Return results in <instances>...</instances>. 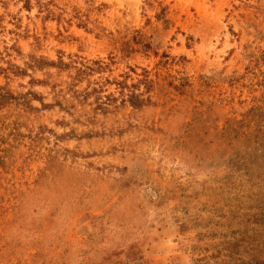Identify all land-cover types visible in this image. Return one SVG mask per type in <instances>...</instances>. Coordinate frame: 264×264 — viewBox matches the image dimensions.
I'll return each mask as SVG.
<instances>
[{"label":"rangeland","instance_id":"rangeland-1","mask_svg":"<svg viewBox=\"0 0 264 264\" xmlns=\"http://www.w3.org/2000/svg\"><path fill=\"white\" fill-rule=\"evenodd\" d=\"M0 88V264H264V0H0Z\"/></svg>","mask_w":264,"mask_h":264},{"label":"trees","instance_id":"trees-1","mask_svg":"<svg viewBox=\"0 0 264 264\" xmlns=\"http://www.w3.org/2000/svg\"><path fill=\"white\" fill-rule=\"evenodd\" d=\"M23 2H24V6L25 7H29L30 6V3H31V0H23ZM81 15L80 16H77V18L80 20V22L83 24V20L81 19ZM62 63V65H65V64H63V62H61ZM46 65L47 66H56V63L54 62V61H52V60H48L47 62H46ZM87 68V67H86ZM100 68H101V66H100ZM82 70H80L79 69V73H82L81 72ZM76 79V78H75ZM77 80V79H76ZM147 83H151V81H149L148 79H147ZM169 85L175 90V91H177L178 92V94H180V95H184V96H186L187 94H189V92H191V90H187L186 88H190L191 86H192V84L189 82V81H187L185 78H180V83L178 84V85H176V84H173L172 82H170L169 83ZM71 86H74L73 84L71 85ZM77 90H73V92H76ZM147 91H150V88L149 87H147ZM122 93V92H121ZM77 94H79V92H77ZM167 96L168 95H173V93H171V92H169V94H168V92L167 93H165ZM164 94V95H165ZM27 95H31V96H33V97H36V96H38V94L37 93H35V92H31V91H28V92H26V93H24V94H20V97H22V102L20 103L19 102V104L21 105V106H23L25 109H30V110H33V109H36L35 107H33L31 104H28L29 102L25 99V96H27ZM127 96V99H123L124 101L126 100V101H129L130 103H131V106H133V107H138V106H140L141 104H143L144 102H147V104H151L152 103V101H151V97L150 96H147V99H145V98H143V94L142 93H137V92H135V91H132V90H130V92L129 93H126L125 94V97ZM15 96H13V94L12 93H10V92H8V91H3V89L2 88H0V107H2V106H5V105H8L10 102H11V100H13V98H14ZM67 100V99H66ZM169 100L171 101V100H173V98H169ZM40 101V103H41V105L42 106H49V104H46V103H44L43 102V100H39ZM199 102V101H198ZM60 103V102H59ZM59 106L62 108V109H65L64 108V106H62V105H60L59 104ZM23 108V109H24ZM24 109V110H25ZM254 112V109H251L249 112H248V114H255V113H253ZM203 113H207V112H203V111H197V112H192L191 113V120H192V122H197V124H201V115L203 114ZM185 128H187L186 126H184ZM14 129V128H13ZM11 135H12V141L13 142H6V146L5 147H0V151H1V154H0V165L2 166V167H4L7 163H9V161H11V150L15 147L14 146V142L16 143V144H18V139H19V136H23L22 134H20L18 131H16L15 129H14V131H12L11 132ZM1 140H4L2 137H1ZM5 141V140H4Z\"/></svg>","mask_w":264,"mask_h":264}]
</instances>
